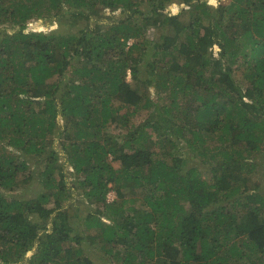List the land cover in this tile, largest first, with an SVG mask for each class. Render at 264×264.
<instances>
[{
    "label": "trees",
    "instance_id": "16d2710c",
    "mask_svg": "<svg viewBox=\"0 0 264 264\" xmlns=\"http://www.w3.org/2000/svg\"><path fill=\"white\" fill-rule=\"evenodd\" d=\"M171 2L0 0V264H264V0Z\"/></svg>",
    "mask_w": 264,
    "mask_h": 264
},
{
    "label": "rangeland",
    "instance_id": "374dc122",
    "mask_svg": "<svg viewBox=\"0 0 264 264\" xmlns=\"http://www.w3.org/2000/svg\"><path fill=\"white\" fill-rule=\"evenodd\" d=\"M179 0H172L171 4L168 5L167 9L170 11L171 14L173 13H176L178 11V6L177 4H179L178 2ZM217 0H212V1H209V4L211 5H217ZM145 5V4H144ZM104 11H107V10H104ZM103 11V12H104ZM107 13V12H106ZM165 13V12H164ZM163 13V14H164ZM108 14V13H107ZM105 14V12L103 13V16L106 17L105 18V21L107 23V20L106 19H109L108 22L112 21V20H115V19H118L119 17H121V15H118L117 12H115V15L114 16H111L110 14ZM113 17V19H112ZM68 20L69 19H66V20H59V21H53L51 23L50 26H46V23L42 24L41 23V20H38V21H30L28 24H27V30L30 29V30H36V31H45V32H49V31H52V30H56V31H59L61 32L62 34H66L68 32V30H72L71 28L73 27H70L69 23H68ZM9 22L5 19L2 18V21L0 22V28H6V32H11L12 30V24H8ZM93 23V22H91ZM72 24L75 25V27L77 26H81L83 24V22L81 21V18H77V19H72ZM8 28V29H7ZM60 33V34H61ZM133 43H134V40H132ZM131 41V42H132ZM131 45V44H130ZM153 47L155 48L156 45H153ZM142 78V76H141ZM63 81H61L59 83V86H61L60 84H62ZM63 90L62 87H59V90L56 91V93L54 95H57V94H60V91ZM36 105V104H35ZM41 107V106H39ZM125 110H122L121 112H119V115L122 113H124ZM145 113L144 112H137L135 113L133 116H131V118H129V123L133 124V125H139L143 122L144 118H145ZM59 123V121H58ZM60 123L62 124L61 120H60ZM57 126V124H56ZM60 126V125H59ZM56 128H59L58 126ZM111 128V131L110 133L114 134L115 136H117V132H120L119 130V126L117 125L116 122H113L112 123V126H110ZM125 133V132H124ZM53 139H58V140H62V136L61 138H58L56 136H52ZM9 138L5 139L2 143V146L1 147H4L3 150L6 148L8 149L9 151H12L14 153V155L18 156L19 155V152L15 151V149L11 148L10 146H8V140ZM62 142H56L53 146V149L54 151L57 152L58 154V162H57V165H63L64 166V178H65V181L67 183V185H65L66 187L68 186L69 188L70 187H73L74 186H77V183H76V176L73 172V169L68 167L67 164L68 162L66 161V156H65V151L63 150L62 148ZM180 149L182 148V144H180ZM263 157H264V154H262L260 156V162H258L259 164H262L263 163ZM176 159V160H174ZM173 160L175 161V163L177 162V160H181V156H176L175 158H173ZM191 161V160H190ZM188 162L189 165H197L200 169H201V173H202V176L204 178H207L209 179L210 177V173L208 171L209 167L207 166H203L201 163H199L200 159H197V161H191V162ZM26 162H27V167L30 171L34 170L33 169V165H34V158L33 156H27L26 157ZM43 165L44 163H42L40 165V170H42L43 168ZM112 167L115 168V169H121L123 168V165L120 164L119 162H112L111 163ZM263 166V165H262ZM262 166H259V168L262 169ZM263 170V169H262ZM28 173V171H27ZM38 177H39V172L35 173L34 174V177H33V180L30 181L29 184H27L25 186L24 189H21V190H18L16 193H14V195L16 197H19V198H23V199H34V198H37V195L39 194V192L42 190V183L41 182H38ZM72 189V188H70ZM70 192L72 194H74L77 199L80 198V199H84V195H83V190L81 189H75L74 190H70ZM107 199L109 202H111L112 200L115 199V195L113 193V191H110L108 194H107ZM50 206L52 205L51 203L49 204ZM78 206L80 207V205L78 204ZM80 209H83V208H80ZM85 211V209H83ZM87 256H90V258L96 263V264H107L105 263V258L103 256L102 253L96 251V250H92L91 252L89 253H85ZM30 255V254H29ZM109 264V263H108Z\"/></svg>",
    "mask_w": 264,
    "mask_h": 264
},
{
    "label": "clouds",
    "instance_id": "9594fccd",
    "mask_svg": "<svg viewBox=\"0 0 264 264\" xmlns=\"http://www.w3.org/2000/svg\"><path fill=\"white\" fill-rule=\"evenodd\" d=\"M209 1H212V0H209ZM177 6H178V11L177 12H179V10L182 8V7H184L185 5L184 4H177ZM176 12V13H177ZM176 13H173V14H176ZM28 30H30V29H28ZM132 40H130L128 43H127V45H132V43H133V41L131 42ZM134 43H135V41H134Z\"/></svg>",
    "mask_w": 264,
    "mask_h": 264
}]
</instances>
